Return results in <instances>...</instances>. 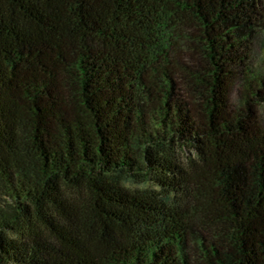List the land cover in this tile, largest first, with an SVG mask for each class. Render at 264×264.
I'll return each mask as SVG.
<instances>
[{
    "label": "trees",
    "instance_id": "obj_1",
    "mask_svg": "<svg viewBox=\"0 0 264 264\" xmlns=\"http://www.w3.org/2000/svg\"><path fill=\"white\" fill-rule=\"evenodd\" d=\"M260 29L264 0H0V264H264Z\"/></svg>",
    "mask_w": 264,
    "mask_h": 264
},
{
    "label": "rangeland",
    "instance_id": "obj_2",
    "mask_svg": "<svg viewBox=\"0 0 264 264\" xmlns=\"http://www.w3.org/2000/svg\"><path fill=\"white\" fill-rule=\"evenodd\" d=\"M250 77L255 79L263 78L264 79V29H260L252 43L251 52L249 55V59L247 61V68L245 71ZM245 83L244 77H238L236 82L234 83L231 100L233 104H237L239 100V95L243 90V85ZM261 123L264 128V108L261 112ZM194 153L189 149L177 150V159L181 161V164H186V161L189 158H192ZM128 185L129 189H143L147 187H153L150 183H138L136 181H130L125 183Z\"/></svg>",
    "mask_w": 264,
    "mask_h": 264
},
{
    "label": "clouds",
    "instance_id": "obj_3",
    "mask_svg": "<svg viewBox=\"0 0 264 264\" xmlns=\"http://www.w3.org/2000/svg\"><path fill=\"white\" fill-rule=\"evenodd\" d=\"M128 185H125V187H127Z\"/></svg>",
    "mask_w": 264,
    "mask_h": 264
}]
</instances>
